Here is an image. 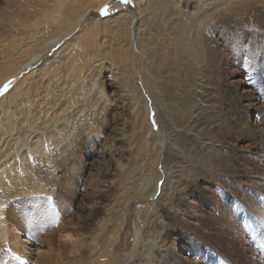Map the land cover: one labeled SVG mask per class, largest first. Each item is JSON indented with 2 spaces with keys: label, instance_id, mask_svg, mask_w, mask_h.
<instances>
[{
  "label": "rangeland",
  "instance_id": "obj_1",
  "mask_svg": "<svg viewBox=\"0 0 264 264\" xmlns=\"http://www.w3.org/2000/svg\"><path fill=\"white\" fill-rule=\"evenodd\" d=\"M104 2L80 1L81 13H90L71 21L79 30L47 52V59L66 55L65 41L82 30L96 32L95 45L77 47L86 54L81 78L68 75L63 89L51 78L49 88L57 89L51 96L33 87L30 72L37 64L5 77L49 37H62L42 30L60 0H0V264H31L16 253V235L26 247L41 246L42 257L27 256L43 264H85L79 256L96 248L95 240L112 242L109 264H264V6L250 8L243 0L244 12H227L216 25L205 99H212L213 114L194 121L180 109L181 100L168 106L134 29L125 47L132 50L128 68L100 48H110L116 36L104 31L103 20L139 10L130 27L147 26L145 0H109L99 11L86 9ZM28 37L31 47L2 64V49ZM172 77L177 95L182 87L175 68ZM156 183L159 191L150 197ZM62 225L69 226V240L62 238ZM76 243L85 245L81 253ZM58 253L62 258L53 262Z\"/></svg>",
  "mask_w": 264,
  "mask_h": 264
},
{
  "label": "bare ground",
  "instance_id": "obj_2",
  "mask_svg": "<svg viewBox=\"0 0 264 264\" xmlns=\"http://www.w3.org/2000/svg\"><path fill=\"white\" fill-rule=\"evenodd\" d=\"M80 1L82 2V0H60L61 7H58L55 14L52 17H50L49 20H47V22L43 25L42 30L45 33L51 30V33L59 34L62 37L58 36L54 42L53 39L55 36H51L47 40L42 42L38 46V48L35 50V52L32 53L30 57L26 59V61L23 64L20 63L16 67H13L10 69V72L5 77L6 81L8 79L10 80V79L16 78L18 75H20L24 71L32 68L33 67L32 65L37 64L36 70H33L32 72H30V79L33 77L35 78L34 80L35 83L33 84V87L37 86L38 94H39V91L42 92L43 90L42 87H43L44 92L47 93V95L55 96V91H53V89L55 90L57 89L56 87L53 89H50L47 84L48 80L53 78L55 82L54 85L57 83V85H60V89H63L66 79H69L68 75L70 76L73 74L72 76H70V78H73V79H75L74 78L75 76H78V79L76 78L77 80L81 78V76L78 75V73L81 71L79 70L78 67L81 62V57L83 59H82V66L80 65V68L83 69L86 67L87 65V62H85L86 54H85V51H83L82 54L80 53L81 51L78 52L77 47L82 46L85 49V47L88 48L89 46H91L93 44L92 41H94V37L96 36L95 31L87 32V31L82 30L78 39L74 38L68 44H67V41L64 42V46L66 48V50L64 51L67 52L66 55L57 53V54H54L51 58L47 59L48 58L47 52L51 49L52 45L61 43L63 40H65V38L63 37L64 35H73L79 30L78 28H73V29L71 28L72 22H78L79 20L86 18L87 15L90 13V11L88 10H83V14L81 13L82 10L80 6ZM86 1H89V0H86ZM108 1L109 0H105L104 3L98 5L95 8L88 7L86 9L91 8V11H99L100 8L104 7V5H106ZM241 1L243 0H237V2L240 4L238 5L234 3L232 4V0H194L191 3V5H193L192 8L197 11L192 12L191 5L189 6L183 5L182 0H145L143 6L145 5V9L148 12L147 13L145 12L146 14L143 17L144 19H149L147 26H145L143 30H140V26H136V28L130 27V25H132L130 23H132L135 13H137L139 10L135 13H129L127 11H123L117 16H114L113 18L103 20L101 25H108L107 27L103 28L104 31L107 33L109 30H112L115 32L116 36H114V38L111 41L109 40V42H107L106 40L108 45L110 44V48L105 47V46L100 47V48L103 52H106L108 49L111 51V54L107 51L106 55L111 60L112 63H115L116 65L122 64V67L128 68L126 66H129L127 64L129 63L128 60L130 58L131 49L128 50L127 48L125 49V47H130V43H132L133 41L131 32H132V29H134L135 39H136L137 44H139L138 45L139 48L141 47L142 50L145 51V52L143 51L142 52L148 56V60H149L148 64L151 67L149 70L150 76L152 75L155 79L160 80L158 82L160 84V87H162L164 91L163 97H165L166 99L170 98L169 99L170 102L168 106H170V108L176 107L175 105H172L171 103L178 101L179 99L183 103V105L180 104V109L186 111L188 114V118H190L191 120L197 121L204 117L211 119L212 114H213L211 112H212V108L214 107L213 102L211 103L212 101L211 98L209 99L210 101H207L205 99H206V96L209 97L208 92H207V90L209 89L207 86L210 84L212 80L209 77V70L213 62L212 61L213 53H214L213 47L217 45V42L215 41L213 36L218 31L217 30L218 27L216 25L219 24L221 20L223 21V18L229 15V13L227 12L241 11L245 9V6L242 4ZM244 2L250 8L257 7V6L259 8V7L264 6L263 0H244ZM56 7L57 6L55 5V8ZM241 12H244V11H241ZM154 13L157 14L156 17ZM52 23L56 25H51ZM75 26L76 24H74V27ZM119 31H123L122 32L123 35L120 37L117 35ZM221 33H224V32H221ZM86 35L88 36L86 37ZM32 40L33 39H30L28 37L26 42H21L19 46L15 45L14 47L10 46L12 44H8V46L6 47L7 48L10 47L12 49L9 52H7V48L4 47L2 49V56H1L3 60L2 64L7 63L5 59L9 60V58L14 56L17 53V51L22 50V48L26 47L24 45L27 44L28 47H31V45L28 43L32 42ZM131 46H132L131 48H133V45ZM142 55H141V58H142ZM221 56L222 55H219V57ZM75 58H77L76 62L74 60ZM0 66L2 65L0 64ZM174 68L177 70V73L178 72L180 73L178 84H180L182 87V88L179 87V89L177 90V93L180 92L177 95H176V92L173 91L174 90L173 84H170V82L175 81L172 77ZM188 71H193V72L189 74ZM75 82L76 81H74V84ZM204 82H205L207 89L204 85ZM237 84H239V82ZM174 85H175V82H174ZM79 86L80 84H78L79 90H81V88H84L83 86H80V87ZM188 89H192V90L190 91ZM174 92H175V97H174L175 100H173V98L171 99V97H173L174 95ZM161 96L162 95H160V97ZM185 97H187V99L183 101V98ZM184 106L185 108H183ZM133 110L136 111L135 107L133 108ZM158 146L162 148V144H158ZM158 150L160 151V149ZM43 154L44 152H38V155L40 157H42ZM48 155L50 156V153ZM158 156L159 155H157V157ZM230 158L232 157H228L226 160H230ZM47 159L49 160V157ZM263 161H264V156H263ZM263 170H264V167H263ZM261 175L264 177V173L263 174L261 173ZM158 191H159L158 183H156L153 187V191L150 194V197H155ZM261 194H262V197H264V192ZM247 206L250 209L252 208V205L250 204L249 205L247 204ZM259 215H261L259 221H263L264 215L262 214H259ZM252 217L253 219H258L259 216L252 215ZM119 227L121 226L119 225ZM61 228L64 230V232L62 233L64 236L62 238L64 240L66 239L69 240L70 234L67 231H65L66 229L69 228V226L62 225ZM82 237L84 236L80 235L77 238L83 241ZM109 239L111 240L112 237H109ZM93 242L96 243V248H94L93 250H91V248L89 249L86 248V250L83 251L82 254H80L79 261H85L86 262L85 264H109L111 261V250L110 249H112L111 248L112 242L108 241L109 244L102 243V245L101 243H98V241L96 240ZM13 247L15 248V251L17 254H20L23 256L26 255L27 261L31 262V264H43L41 262V258L37 260L36 258L32 259L30 258V256H27V254L33 253L34 255L42 257L43 253L40 251L41 249L40 245L39 246L30 245V247L28 246L26 247V240L22 236L16 235L14 239ZM19 247H22L20 252L18 250ZM83 248H85L84 244L76 243L75 252L81 253ZM53 257L54 259L56 258V260H54L53 262H58V260L62 258L60 253L55 254Z\"/></svg>",
  "mask_w": 264,
  "mask_h": 264
},
{
  "label": "snow or ice",
  "instance_id": "obj_3",
  "mask_svg": "<svg viewBox=\"0 0 264 264\" xmlns=\"http://www.w3.org/2000/svg\"><path fill=\"white\" fill-rule=\"evenodd\" d=\"M122 2H124V3H128V2H129V0H122Z\"/></svg>",
  "mask_w": 264,
  "mask_h": 264
},
{
  "label": "crops",
  "instance_id": "obj_4",
  "mask_svg": "<svg viewBox=\"0 0 264 264\" xmlns=\"http://www.w3.org/2000/svg\"><path fill=\"white\" fill-rule=\"evenodd\" d=\"M136 1V0H135ZM104 6H106V5H104Z\"/></svg>",
  "mask_w": 264,
  "mask_h": 264
}]
</instances>
